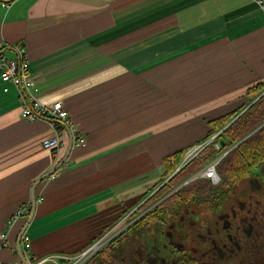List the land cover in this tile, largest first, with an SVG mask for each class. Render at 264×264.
<instances>
[{"label":"crops","instance_id":"obj_1","mask_svg":"<svg viewBox=\"0 0 264 264\" xmlns=\"http://www.w3.org/2000/svg\"><path fill=\"white\" fill-rule=\"evenodd\" d=\"M18 45L35 84L25 94L43 104L63 101L85 138L73 141L66 162L37 185L43 200L25 231L35 264H70L109 229V154L129 147L113 141L146 131L149 100L160 106L162 93L179 91L192 99L196 81L203 98L212 91L236 100L264 81V6L254 0H0V52L20 58ZM22 103L21 88L0 76V263L21 262L16 244L27 217L10 222L11 216L31 203L33 183L64 158L72 136L62 122L23 117ZM54 136L60 146L43 148V139Z\"/></svg>","mask_w":264,"mask_h":264},{"label":"trees","instance_id":"obj_2","mask_svg":"<svg viewBox=\"0 0 264 264\" xmlns=\"http://www.w3.org/2000/svg\"><path fill=\"white\" fill-rule=\"evenodd\" d=\"M246 96L247 103L212 120L210 131L199 142L207 140L206 137L232 120L250 101L254 99L255 101L208 142L197 156L182 164L166 183L137 208L143 210L139 218L96 253L99 264H129L127 260L129 255L144 251L145 245L151 247L148 243L140 242V238L146 233L153 231L159 234L158 231L163 225L166 228L165 225L174 223L173 220L179 219V216L189 218L192 213L200 215L202 213L200 209L203 210L209 204L218 205L223 201L235 199L243 182L247 183L246 187L258 186L255 182H261L260 176L264 175V81L249 86ZM44 117L53 120L48 116ZM257 127L258 129L248 136ZM233 145L235 146L232 148ZM182 153L183 150H178L164 156L162 178L181 164ZM218 156H220L216 164V171L220 177L218 182H213L207 176L193 177L207 161ZM253 169L256 170L253 172ZM187 179L190 180L179 187ZM156 186L157 184L146 193H151ZM150 205L152 206L148 208ZM127 211L128 208L122 211L119 218L128 214ZM108 230L105 229L104 232ZM153 247L150 248L151 251L154 250Z\"/></svg>","mask_w":264,"mask_h":264},{"label":"rangeland","instance_id":"obj_3","mask_svg":"<svg viewBox=\"0 0 264 264\" xmlns=\"http://www.w3.org/2000/svg\"><path fill=\"white\" fill-rule=\"evenodd\" d=\"M181 85L190 87V84ZM202 88L203 86L199 82L196 81V83H194L193 96H191L192 99L184 98L186 91H179L177 94L172 95V97L168 93H162L161 95L163 96L161 97L160 106L156 105L152 100H149L150 102L147 107V112L149 111L153 113L145 116L146 131L138 136L113 141L117 143V145L122 143V145L129 146L122 152L109 154V191L110 189L113 190L112 197L109 198V210L113 207L114 213L111 214V212H109V214H111V216L109 215V230L102 233V235L100 234L95 241L81 250V255L78 254L76 256L78 264H99L96 253L106 246L112 238L117 237L119 234L127 230L133 222L139 218L143 213L141 212L143 210H137V208L146 201L152 193L166 183L183 164L182 159L181 164L176 167L173 172L165 178H162L164 171V156L178 150H183L181 156L183 158L186 157L192 147L199 146V144L202 143L199 142V140L210 131L212 120L220 117L226 111L235 109L242 104L247 103L248 98L244 96L242 99L229 100L226 98L227 94L224 98L213 97L216 96L214 95L216 93L212 91L209 93L207 92L203 98ZM146 91L148 94V89H146ZM208 94L210 97H207ZM254 101L255 99L250 101L245 108H248ZM243 110L235 115L232 120L238 117ZM232 120L226 123L217 132L206 137L208 139H205L204 143L212 141L221 130L225 129V127L232 122ZM258 127L253 129L248 136L255 132ZM110 143H112V141H110ZM215 144L217 145V143ZM234 146L235 145H233L232 148ZM113 150L114 149L109 148V153ZM161 154H163L162 161L157 162L159 161L158 159L161 157ZM223 154L221 155L223 156ZM218 157L216 158L220 159V156ZM143 160L145 162H143ZM150 160H154V162H150ZM211 161H207V163L201 169L199 168L197 172H202L207 169L211 165ZM255 170L256 169H253V172ZM260 180L264 185V175L260 176ZM155 184H157L155 189L151 193H146ZM246 184L247 183L243 182L238 188V195H240L242 187L246 188ZM259 197L260 196H257L258 201L260 199ZM119 200L124 203L120 202L121 204H114L115 202H119ZM112 204L114 206H112ZM152 205L148 206V208ZM126 208H128V214L120 219V214ZM254 215H256V219L253 221L254 224H256L257 219L259 218V212L255 211L253 217ZM262 223H264V218L261 220L260 225ZM103 237L105 240H103L100 248L94 251L91 255H84L83 252L88 247ZM137 239H139V237ZM161 241L162 239L160 235L153 231L146 233L144 237L140 238V242L148 243V245H151L150 248H152L153 245H157V242Z\"/></svg>","mask_w":264,"mask_h":264},{"label":"flooded vegetation","instance_id":"obj_4","mask_svg":"<svg viewBox=\"0 0 264 264\" xmlns=\"http://www.w3.org/2000/svg\"><path fill=\"white\" fill-rule=\"evenodd\" d=\"M255 183L249 190L241 188L235 199L200 209V215L179 216L171 226L163 225L158 231L162 241L154 250L145 245L144 251L127 257L128 263L264 264V185Z\"/></svg>","mask_w":264,"mask_h":264},{"label":"built area","instance_id":"obj_5","mask_svg":"<svg viewBox=\"0 0 264 264\" xmlns=\"http://www.w3.org/2000/svg\"><path fill=\"white\" fill-rule=\"evenodd\" d=\"M254 1H256L260 6H264V0H254ZM16 47L21 56L20 58L10 59L4 56L3 54H0V71H1L0 76L3 81L11 82L17 85L19 88H21L22 97H23V103L21 105V115L25 118H30V119L48 116L53 120H60L68 127V129L72 133L74 142L77 143L84 142L85 138L81 135L78 127L73 125L72 121L70 120L68 110L65 108L63 101L57 100L50 104H43L34 93L28 92L27 95L25 94V90H30L34 88L35 84L28 76V70H27L28 66H27V62L25 61V47L20 45ZM7 89L8 87H5V90ZM202 143H200L199 146L192 147V149L189 150V153L186 155V157L183 158L182 161L183 164L191 160L193 157L197 156L199 152L207 145V143L204 144ZM60 144L61 141L58 136L48 137L43 139L42 141V146L43 148L46 149L57 148L60 146ZM218 160L219 159H214L213 161H211L212 163L207 169H205L202 172H197L193 177L207 176L211 178L213 182H218L220 179L216 171V164ZM42 200L43 197L37 195L36 202L39 203ZM30 210H31V203L28 202L26 204L21 205L12 214L10 222L28 216ZM103 240H105L104 237L100 238L98 241H96L94 244L88 247L83 252L84 255H91L92 253H94V251H96L98 248L102 246L101 244ZM29 246H30V237L24 233L22 236V247H23L26 264H35L31 259ZM76 256L73 258L70 264H78L76 261L77 258ZM0 264H10V263H0ZM15 264H22V262H17Z\"/></svg>","mask_w":264,"mask_h":264},{"label":"water","instance_id":"obj_6","mask_svg":"<svg viewBox=\"0 0 264 264\" xmlns=\"http://www.w3.org/2000/svg\"><path fill=\"white\" fill-rule=\"evenodd\" d=\"M56 121H60V120H56ZM72 146H73V135L71 136V140H70V143L68 146V151H67L66 155L64 156V158L61 161H59L52 169H50L49 171H47L46 173L41 175L32 185V188H31V212L26 219L25 225L22 227V229L18 235L17 244H16V250L20 256V260H21L22 264H26V260H25V256H24V252H23V247H22V236L25 233L28 225L32 221L34 214H35V210H36V206H37V204H36V193H35L36 187L42 180L53 175L66 162ZM188 181H189V179L182 182L179 185V187L186 184Z\"/></svg>","mask_w":264,"mask_h":264}]
</instances>
